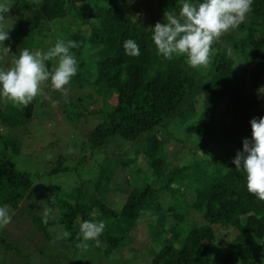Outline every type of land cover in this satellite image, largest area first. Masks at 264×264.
I'll return each instance as SVG.
<instances>
[{
    "label": "trees",
    "instance_id": "16d2710c",
    "mask_svg": "<svg viewBox=\"0 0 264 264\" xmlns=\"http://www.w3.org/2000/svg\"><path fill=\"white\" fill-rule=\"evenodd\" d=\"M11 3V13H18L9 31L16 51H46L59 39L79 44L71 49L79 71L67 86L76 98L65 102L56 91L51 97L63 105L70 125L96 120L81 144L76 143L93 157L88 178L61 196L52 187L36 189L30 174L16 167L10 157L19 154L20 142L5 137L0 128V206L12 216L25 197L30 199L36 191L38 199L40 191L48 190L52 199L45 206L56 211L57 220L43 223L42 214L32 213L33 201L30 217L38 231L51 240L49 227L63 225L71 236L60 243L77 244L83 220H103L101 246L88 241L90 253L133 251L132 233L146 217L149 264L264 262V202L247 192L243 173L232 163L243 140H251L250 120L264 116L259 94L264 86V0H252L243 23L212 46L207 69H193L182 57L167 60L151 41L149 26L164 23V12L178 11L180 0ZM145 11L148 23L143 20ZM128 39L139 44V56L125 54L123 43ZM53 63L48 62L49 67ZM40 101L37 96L27 107L0 105V127L24 126L41 107ZM111 139L135 145L115 161L103 149ZM172 141L174 148L167 150ZM173 153L179 161L168 159ZM65 155H58L59 166L50 173L69 169L62 165ZM87 159L85 155L76 162L85 166ZM117 173L131 188L119 207L109 196L113 186L124 191L113 183ZM168 216L174 221L169 229ZM219 229L226 234L220 236ZM228 231H233L232 238ZM222 239L225 244H220Z\"/></svg>",
    "mask_w": 264,
    "mask_h": 264
},
{
    "label": "clouds",
    "instance_id": "9594fccd",
    "mask_svg": "<svg viewBox=\"0 0 264 264\" xmlns=\"http://www.w3.org/2000/svg\"><path fill=\"white\" fill-rule=\"evenodd\" d=\"M251 5L252 0H180L178 11H165V22H157L147 30L158 55L167 60L182 57L193 69H207L212 63V46L243 23ZM12 6L11 0H0V100L27 107L38 95L45 94L47 86L66 98L67 86L79 71L77 57L71 49L78 48L79 44L59 39L46 51L20 48L6 61L4 57L11 50L5 41L9 39L12 25L5 27V21ZM123 48L128 56L140 55V46L133 39L124 41ZM50 61L54 62L51 67ZM250 125L251 140H243L242 151L236 153L232 163L243 173L247 192L264 202V116L252 118ZM50 219L57 220V216L51 207L45 206L42 222L47 224ZM10 223L7 207L0 206V228ZM105 228L103 220H83L79 224L77 239L81 242L77 247L87 249L88 241L100 247L99 237ZM50 231L56 232L53 242L71 236L59 224Z\"/></svg>",
    "mask_w": 264,
    "mask_h": 264
},
{
    "label": "rangeland",
    "instance_id": "374dc122",
    "mask_svg": "<svg viewBox=\"0 0 264 264\" xmlns=\"http://www.w3.org/2000/svg\"><path fill=\"white\" fill-rule=\"evenodd\" d=\"M29 2H35L37 0H26ZM145 1V0H143ZM153 13H157V10L153 3H150ZM12 11V9H11ZM11 11L9 13H11ZM8 13V14H9ZM7 14L5 21V27H10L11 22L14 23L17 20L18 13L13 11L12 18ZM149 14L145 11L143 20L148 23ZM53 31L50 32V38H53ZM13 35L9 34V39L5 41V45L10 47L11 53L7 54L4 59L10 60L12 54L18 53L14 48ZM69 86V85H68ZM52 89L50 86L45 87L44 95H38L40 108L35 111V116L28 123L21 127L15 128H2L1 131L5 137H11L17 139L20 142V152L17 156H11L10 159L15 163L16 167L21 171H26L30 174L34 186H42L44 188L52 187L55 189V193L59 196L63 195L73 185H77L80 180H86L88 178L87 168L92 164L89 152L83 148V151L79 150V142L81 144L82 139L88 131L92 129L93 122L96 119L89 118L88 122L73 121L71 125L64 118L63 105L55 101L51 97ZM259 94H262V100H264V86L259 90ZM57 95L62 100L69 101L76 98V94H71L68 91L67 97H63L59 92ZM260 96V95H259ZM260 96V97H261ZM43 100V101H42ZM58 102V103H57ZM3 101L0 105H4ZM88 105V104H87ZM88 109H92L91 105L87 106ZM88 135V134H87ZM135 143H128L119 139H111L108 144L103 147L107 155L114 157L115 161L125 157L127 152L134 147ZM173 141L168 144L167 150L174 148ZM192 146V143L188 142V147ZM75 147V149H74ZM178 152H181L178 151ZM211 154L216 155L215 150L211 149ZM66 154V159L62 160L63 166H68V170H60L56 173H50L54 166H59L57 157L58 155ZM86 155L87 162L85 166H79L76 159L84 157ZM169 155V158L173 162L179 160L174 159ZM51 156L52 159H48ZM95 156V155H94ZM99 161L100 156H97ZM178 158V157H177ZM96 166L97 163L93 162ZM118 177H114L113 183L119 184L124 188V191H118L113 185L109 192L112 204L119 207L123 202V199L127 197L131 188L124 182L122 173H117ZM92 176V175H91ZM39 190V189H38ZM40 195L37 199L35 194L29 199L24 198L18 208V210L11 216V223L7 226L0 228V264H124L126 260L133 258V253H136L134 260L129 264H149L151 255L146 251L148 245L147 237V218L140 219L139 224L132 233V243L130 244L133 251H126L123 255L120 252H115L108 256L101 253L91 252L89 248L76 250L77 244L62 242L59 240L53 242L56 236L54 229L57 224H52L49 227L52 239L47 240L42 233H40L33 223L30 215L32 209L30 208L34 201V210L38 214L43 215L45 208V201L50 200V192L47 190L40 191ZM30 205V206H29ZM55 214L56 211L54 210ZM51 220V219H50ZM174 221L170 216L167 217V227L171 228ZM219 235L226 234L227 231L219 229ZM230 238L234 235L233 231H228ZM229 238V239H230ZM225 244V240H221L220 244ZM222 244V245H223ZM147 245V246H146ZM220 253V252H219ZM111 257H116L112 259ZM136 259V260H135ZM260 264H264L261 260Z\"/></svg>",
    "mask_w": 264,
    "mask_h": 264
}]
</instances>
